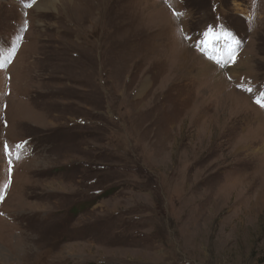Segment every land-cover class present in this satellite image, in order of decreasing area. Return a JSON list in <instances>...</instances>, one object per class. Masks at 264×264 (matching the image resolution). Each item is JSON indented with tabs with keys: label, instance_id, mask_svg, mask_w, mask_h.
Segmentation results:
<instances>
[{
	"label": "rangeland",
	"instance_id": "1",
	"mask_svg": "<svg viewBox=\"0 0 264 264\" xmlns=\"http://www.w3.org/2000/svg\"><path fill=\"white\" fill-rule=\"evenodd\" d=\"M21 1L0 0L21 214L0 217V264H264V88L233 79L264 80V0ZM247 4L250 62L197 48L209 25L246 31Z\"/></svg>",
	"mask_w": 264,
	"mask_h": 264
},
{
	"label": "snow or ice",
	"instance_id": "2",
	"mask_svg": "<svg viewBox=\"0 0 264 264\" xmlns=\"http://www.w3.org/2000/svg\"><path fill=\"white\" fill-rule=\"evenodd\" d=\"M174 15H181L174 12ZM202 39L196 41L197 48L202 52H207L209 49H214V45L217 41H224L225 45L228 47L229 51L232 52V54L229 56V59L233 62L235 61V54L233 51L234 45L237 44L235 39L232 37V34L227 31L223 25H217L215 28L211 25H209L206 30L202 33ZM187 38V37H185ZM210 59L215 60L217 63H220L221 57H210ZM3 65H0L2 67ZM223 67L224 65L221 64ZM248 91H251V89H248ZM262 97H264V92L260 94ZM258 104L261 105V107H264V101H261L259 98L256 100ZM23 144H19L16 147L21 148L23 147ZM5 154L8 156H11V150L7 144L4 145ZM16 158H19V155L17 154ZM9 164L11 165V159L9 160Z\"/></svg>",
	"mask_w": 264,
	"mask_h": 264
}]
</instances>
